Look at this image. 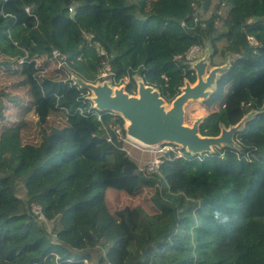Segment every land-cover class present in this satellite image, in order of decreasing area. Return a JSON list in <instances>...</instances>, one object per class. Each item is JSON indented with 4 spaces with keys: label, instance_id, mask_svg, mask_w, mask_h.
<instances>
[{
    "label": "trees",
    "instance_id": "obj_1",
    "mask_svg": "<svg viewBox=\"0 0 264 264\" xmlns=\"http://www.w3.org/2000/svg\"><path fill=\"white\" fill-rule=\"evenodd\" d=\"M195 45L237 55L201 133L255 115L237 145L142 171L123 117L70 71L95 83L108 65L114 85L134 93L139 75L171 103L197 80ZM54 48L68 68L49 70ZM0 78V264H264V0H0ZM144 188L150 210L116 205Z\"/></svg>",
    "mask_w": 264,
    "mask_h": 264
},
{
    "label": "water",
    "instance_id": "obj_2",
    "mask_svg": "<svg viewBox=\"0 0 264 264\" xmlns=\"http://www.w3.org/2000/svg\"><path fill=\"white\" fill-rule=\"evenodd\" d=\"M214 53L213 47L208 46L205 58L190 63L191 68L196 72L197 80L192 83L186 79L184 85L180 87V94L171 103L162 96L157 87L148 85L141 76H135L136 93H129L125 86L114 85L108 80L87 82L72 71L71 75L74 78L71 79L75 84L92 92L93 96H90V100L94 108L110 111L123 117L124 128L129 139L143 146L159 145L165 142L180 145L191 154L197 155L212 152L215 147L237 145L235 134L243 130L248 122L240 128L245 116L236 125L230 127L222 125L221 133L217 136H206L201 133V124L206 117L198 118L193 125L185 122V108L188 101L200 98L205 102L208 101L217 90L220 78L232 66L229 61L223 67H213L210 74L206 75L208 62L211 64ZM230 55L231 53H226V57ZM214 85L216 88L212 90Z\"/></svg>",
    "mask_w": 264,
    "mask_h": 264
},
{
    "label": "rangeland",
    "instance_id": "obj_3",
    "mask_svg": "<svg viewBox=\"0 0 264 264\" xmlns=\"http://www.w3.org/2000/svg\"><path fill=\"white\" fill-rule=\"evenodd\" d=\"M223 10H226L225 7ZM218 45H219V48H222L225 45V43L220 42ZM207 47H206V49H207ZM206 49L205 50L202 49V52L200 51V53L196 54L192 58L194 60L192 62L195 63L197 60H199V59L201 60V59L205 58ZM213 51H215V50L213 49ZM236 58H237V55H235L234 53H232L229 57H226V54L224 56H221L220 54L214 53V55L212 56L211 64L208 62L206 75L210 74V71L213 69V67H215V66L223 67V65L229 61H230V64H232ZM67 65L62 66L57 60L52 58L49 70H56L57 68H68ZM105 68H106L105 71L103 73H101L100 76L106 77L105 80L113 82L112 77H109V74H110L109 73V69H110L109 66L107 65ZM221 73L218 75V77H220ZM70 76H71V78H74L73 75L70 74ZM136 77H140V76L136 75ZM128 81H129V78H124V82L121 85L126 87V84L128 83ZM4 82H5V78H3V79L0 78V84L4 83ZM215 86L216 85H214L212 90H215V88H216ZM90 93H91L90 96H93L91 91H90ZM185 109H186L185 122L188 125H193L194 122L198 118H205L211 112L210 109L206 108L204 99H201V98L197 99V100L188 101ZM216 109H217V107H216ZM254 115H255V113L246 115V117L243 119L242 123L240 124V128H242L243 125H245V123L247 121H249L251 118H253ZM55 118L57 120H60V118H57V117H55ZM119 135L121 137H123V134L121 132H119ZM124 139H125L124 140V149L127 150L128 153L132 157L135 158L136 162L139 163L140 169L142 171H145V172L152 171V168L156 167V164H160L162 161V156L166 152L171 151V150H175L178 153H180L181 149H183L180 145H175V144L166 143V142L160 143L159 145L143 146V145L129 139L126 134L124 136ZM25 140L32 141V142L38 141L37 132L35 131V128L33 129V131L28 132ZM152 193L153 192L149 188H144V189L140 190L135 197L128 196V195H121V196H119V199H120L119 201H117L115 198V202H116V205H118L120 207L128 205V204H136V203L137 204H143V205L148 207V210H150L149 204H151V202H152L150 200ZM19 194L22 197L26 198V189L24 188V186H22V184L19 185Z\"/></svg>",
    "mask_w": 264,
    "mask_h": 264
},
{
    "label": "built area",
    "instance_id": "obj_4",
    "mask_svg": "<svg viewBox=\"0 0 264 264\" xmlns=\"http://www.w3.org/2000/svg\"><path fill=\"white\" fill-rule=\"evenodd\" d=\"M73 7L70 8L71 11H73ZM29 11V8L27 9ZM200 52L199 46H194L191 48L185 55V58L192 59L196 54ZM101 53H104V51H101ZM52 57L57 60L62 66H66L68 64V54L62 52L58 48H54L52 51ZM128 78V77H126ZM161 164V163H160ZM160 164H156V167H158ZM155 167L152 168V170Z\"/></svg>",
    "mask_w": 264,
    "mask_h": 264
},
{
    "label": "clouds",
    "instance_id": "obj_5",
    "mask_svg": "<svg viewBox=\"0 0 264 264\" xmlns=\"http://www.w3.org/2000/svg\"><path fill=\"white\" fill-rule=\"evenodd\" d=\"M29 8V11L27 10ZM71 8V7H70ZM74 8V7H73ZM26 11H27V13H30V7H26ZM70 12H74V9H73V11H71L70 10ZM195 46H198V45H195ZM194 47V46H193ZM192 47V48H193ZM200 47V46H199ZM200 51L202 52V49H201V47H200ZM200 53V52H199ZM53 58V57H52ZM192 61H194L193 59H191V61H190V63L192 62ZM191 65V64H190ZM134 93H136V91L134 92Z\"/></svg>",
    "mask_w": 264,
    "mask_h": 264
},
{
    "label": "bare ground",
    "instance_id": "obj_6",
    "mask_svg": "<svg viewBox=\"0 0 264 264\" xmlns=\"http://www.w3.org/2000/svg\"><path fill=\"white\" fill-rule=\"evenodd\" d=\"M194 85V84H193Z\"/></svg>",
    "mask_w": 264,
    "mask_h": 264
}]
</instances>
